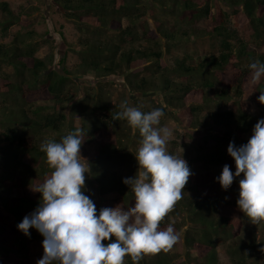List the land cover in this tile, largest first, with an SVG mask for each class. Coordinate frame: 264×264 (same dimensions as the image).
<instances>
[{"label":"trees","instance_id":"16d2710c","mask_svg":"<svg viewBox=\"0 0 264 264\" xmlns=\"http://www.w3.org/2000/svg\"><path fill=\"white\" fill-rule=\"evenodd\" d=\"M217 1L224 2L233 10L235 25L244 33V39L238 36L236 29L228 27L230 21H226V15ZM57 2L69 20L79 21L96 30H112L115 34L107 42L84 41V48L80 52L83 69L96 71L100 77H105L123 73L124 67L126 71L139 67L137 73L141 75L144 72L146 76L140 77L135 89L146 93V87L160 88L165 94L167 106L157 102L151 110L162 109L163 116L173 114L192 139L201 140L203 144H200L199 151L193 157L185 156L192 175L183 190V199L160 224L161 229L172 225L177 232L182 231L184 234L173 247L178 248L177 251L146 256L139 264H174L175 259H178L175 264H190L187 262L191 260L194 264H219L220 243L227 246L226 252L233 264H248V260L253 258L261 264L257 252L263 246L256 240L255 233H252L249 241L240 238V232L244 229V214L238 209L237 200L239 180L243 179V174L231 185L235 192H229L230 188L223 191L217 178L225 165L230 166L235 173V162L227 153L229 143L234 142L237 147L246 144L255 124L264 119V116L249 114L255 106L264 115V105L258 100L261 92H264V77L253 84L249 68L250 63L257 60L264 63V0ZM0 9L4 13L5 27L2 31L6 32L20 21L24 27L28 26L31 16L29 11L19 17L5 2L0 4ZM157 9L162 13L161 18L152 14ZM145 14H151L153 21H140L146 17ZM180 15L186 20L203 19L205 25L195 34L198 39L213 37L221 40L217 56L194 58L186 54L178 55L177 50L187 47L192 35L188 31L173 28L168 22V18ZM123 21L128 23L126 27ZM33 33L20 31L10 44L0 43V96L8 99L19 93L29 99L39 93L45 103L68 101L64 98L67 93H71L69 87L74 82L70 78L71 73L66 71L65 75H61L49 69L41 78V73L48 70V66L36 56L40 46L31 38ZM168 57L172 60H168ZM3 66L11 67L12 75L5 73ZM146 72L159 75L158 81H154L155 76L151 78ZM11 76L18 82H4L5 78ZM100 91L91 110L92 113H98L96 120L91 119L90 124H82L79 128L87 145L93 142L94 136L102 141L100 143L104 147L86 157L91 165L90 175L99 187L96 208L97 212L116 206L127 209L134 205L135 198L123 180L136 174L138 165L134 155L141 137L138 130L132 135L125 120L116 119L120 110L118 103L111 101L112 93L109 94L102 85ZM215 100L233 103L234 111H211L202 115L210 110V104ZM48 109L51 112H46ZM32 113L34 117H30L24 108L16 111L7 107L0 109V123L4 129L0 132V190L6 193V198H0V264H37L43 257V236L35 228L29 229V235H25L18 225L39 206L41 194L36 189L51 172L45 154L40 150L41 144L51 135L53 138L50 140L59 142L69 132L77 130L71 126L65 132L68 115L60 108L39 106ZM201 120L211 130L214 128V132H195L202 126ZM90 127L96 129L91 137L86 133L91 130ZM63 132L65 134L61 136ZM168 151L178 156L176 151ZM81 155L84 156L82 146ZM105 156L109 163L113 160L123 162L129 174L119 175L116 171L106 169L99 160V157ZM201 165L209 166V169L199 173L197 167ZM84 194L87 195L85 188ZM171 219L176 222L170 223ZM114 239L104 243L113 242ZM184 249L188 250L186 258H183ZM124 264L133 262L130 257H126Z\"/></svg>","mask_w":264,"mask_h":264},{"label":"clouds","instance_id":"9594fccd","mask_svg":"<svg viewBox=\"0 0 264 264\" xmlns=\"http://www.w3.org/2000/svg\"><path fill=\"white\" fill-rule=\"evenodd\" d=\"M249 68L253 84L264 77V63L257 60ZM258 100L264 105V92ZM120 108L116 119L125 120L141 137L134 155L136 174L123 180L134 194V205L97 212L84 194L91 165L81 155L80 129L59 142L45 141L40 150L51 172L36 189L41 194L39 206L18 225L25 235L35 228L44 238V254L37 264H124L126 257L139 264L146 256L171 251L181 239L182 231L172 225L161 229L160 224L183 199L191 169L186 160L168 151L173 133L160 126L162 109L143 112L128 100ZM227 153L235 162V173L230 166L223 167L217 178L221 188L227 191L243 174L238 209L251 224L264 223V119L255 124L246 144L237 147L230 142ZM113 237V242L104 243Z\"/></svg>","mask_w":264,"mask_h":264},{"label":"rangeland","instance_id":"374dc122","mask_svg":"<svg viewBox=\"0 0 264 264\" xmlns=\"http://www.w3.org/2000/svg\"><path fill=\"white\" fill-rule=\"evenodd\" d=\"M3 2L8 3L9 8L19 17H23L24 13L27 11L31 13V16L29 17V24L27 27H24L22 25V21H20L19 23L10 26L7 31L4 32L2 31V29L5 27V24H3L4 13L0 9V43L8 45L15 37L16 33L20 31H33L34 33L31 38H33L34 41H36L40 46L36 56L44 60L48 66V70H44L41 73V78L46 75L49 69H53L61 75H65V73H67L66 71H69L71 73L70 78L74 82L69 87V89H71V93H67L64 98L68 99V101L59 100L58 102L48 101L45 103L39 93L34 94V96L29 99H27L26 96L17 93L8 99H5V96H0V109L7 107L9 110L16 111L24 108L30 117H34L35 115L32 113V111L39 106H47L55 109L60 108L64 114L68 115V125L65 130L66 132L71 126L79 129L80 125L82 124H90L91 119L94 121L96 120L98 113H92L91 110L93 108V101L97 93L101 92V85L108 91L109 94L112 93L111 101L115 102L116 104L118 103V110L120 111L121 102L125 100H128L131 106L137 107L141 111L151 110L157 102H160L162 106H167V102L164 97L165 94L163 91H160V88L155 89L146 87V93L137 91L135 89V85L140 82V77L146 76L144 72L141 75L137 73V70L139 69L137 66L133 69H129V71H126L127 68L124 67L123 73L105 77H100L96 71L86 70L81 67L82 58L80 52L84 48V41L107 42L114 38L115 34L112 32V30L98 28V30H96L94 27L84 26L83 24L79 23V21L69 20L66 17L65 12L61 9L57 0H0V4ZM217 4L226 15V21H230V25L228 24V27L231 29H236V31H238V36L241 39H244V33L238 26L235 25L233 19V10L228 8L222 1H217ZM146 5H148L147 2ZM152 14L157 18H161L162 15L158 9L154 13L152 12ZM145 15L146 17L142 18L140 21H153L151 14ZM168 22L173 28L181 31H188L192 34L190 43H188L187 47L177 50L178 55L186 54L190 57L197 58L211 55L217 56L219 54V44L221 40L214 39L213 37H204L198 39V35L195 34V32H198V30L205 25L203 19L187 18L186 20V17L180 15L177 17L168 18ZM127 24L123 21L124 27H126ZM140 24H142V22H140ZM133 45L136 46L134 43ZM168 60H172V58L168 57ZM3 70L5 73L12 75L13 70L11 67L3 66ZM146 73L149 77L151 76V78L155 76L154 81H158L159 75H156L153 72L152 74H149V72ZM4 82H11L15 84L18 82V80H16L14 76H11L9 79L5 78ZM155 86L157 87V84H155ZM24 89L25 91L27 90L26 86H24ZM213 94L214 91L212 90L211 95ZM210 105V110H206L202 115H205L211 111V113H215L230 110L234 111L235 109L234 104L231 102L219 103L215 100ZM46 112H51V110L48 109ZM249 114L255 117L264 116L257 108H255V106L250 109ZM0 122H2L1 118ZM202 123L204 122L201 120V124ZM160 126L169 127L173 133L168 143V150L176 151L177 155L181 156L184 160H186V155L193 157L195 153L199 151L200 144L203 145L201 140H199L201 141L199 142L192 139L190 133L185 128H183L180 123H178L177 118L174 117L173 114L163 116ZM95 130V127L91 130H88V132H86L87 136L91 137V133L95 132ZM207 130L214 132V128L211 130L206 124H202V126L195 130V132H204ZM2 131H4V129L1 127L0 123V132ZM130 131L132 132V135L136 132H134L132 128H130ZM65 132L60 135H64ZM52 138L53 137L51 135L50 138L46 139L45 141H48ZM93 138V142L87 145L84 137L82 136V152L84 153V158L89 155L96 154L99 150L104 148L103 144L100 143L102 141H100L97 137L93 136ZM109 145L110 144H107L106 146ZM99 160L105 166V168L109 169L111 172L116 171L119 173V175L122 174L124 176L129 174V170H127L126 165L123 162H117L116 160H113L112 163H109L107 156L101 158L99 157ZM186 162L188 161L186 160ZM214 166L216 165L214 164ZM198 169L199 173H205L209 169V166L201 165L197 167V170ZM211 169L214 170L213 167ZM85 183L87 195H89V197H91L94 201L95 205H97L99 200V187L96 184L97 182L91 177L90 173L86 176ZM228 191L235 192L236 190L231 186L230 190ZM0 194H2L0 198H6V193L0 190ZM13 194L15 195V193ZM19 195L20 194H16V196ZM169 222L173 224L176 222V220L171 219ZM243 222L244 229L242 232H240V238L246 242L251 239L252 233H255L256 240L262 244L264 249V223H259L256 225L251 224L245 216L243 217ZM183 235L184 234H182V236ZM177 249L178 248H174L171 251L176 252ZM226 249L227 246L225 244H219V264H233L226 252ZM190 254L195 255V253ZM257 255L261 259V264H263L264 252L259 251L257 252ZM187 256L188 250L184 249L183 258H186ZM177 262L178 259H175L174 264ZM187 263L194 264L192 260ZM248 264L259 263L255 258H253L248 260Z\"/></svg>","mask_w":264,"mask_h":264}]
</instances>
